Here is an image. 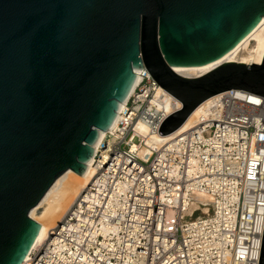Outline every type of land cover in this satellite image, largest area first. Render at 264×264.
<instances>
[{
	"label": "water",
	"instance_id": "water-1",
	"mask_svg": "<svg viewBox=\"0 0 264 264\" xmlns=\"http://www.w3.org/2000/svg\"><path fill=\"white\" fill-rule=\"evenodd\" d=\"M264 0H0V264H23L44 221L54 225L145 67L182 109L183 125L230 89L264 96L261 64L227 61L197 77L263 20ZM259 264H264V232Z\"/></svg>",
	"mask_w": 264,
	"mask_h": 264
},
{
	"label": "built area",
	"instance_id": "built-area-1",
	"mask_svg": "<svg viewBox=\"0 0 264 264\" xmlns=\"http://www.w3.org/2000/svg\"><path fill=\"white\" fill-rule=\"evenodd\" d=\"M143 68L88 186L23 264H259L264 96L223 91L149 142L183 104Z\"/></svg>",
	"mask_w": 264,
	"mask_h": 264
},
{
	"label": "bare ground",
	"instance_id": "bare-ground-1",
	"mask_svg": "<svg viewBox=\"0 0 264 264\" xmlns=\"http://www.w3.org/2000/svg\"><path fill=\"white\" fill-rule=\"evenodd\" d=\"M249 44L250 46H248ZM263 58H264V18L242 42H240L235 48H233L223 57L203 65L177 66L174 68V70L183 76L197 77L211 71L212 69L216 68L217 66L227 61L245 62L247 64H253V63L261 64ZM138 82H139V78L136 79V82L134 84L133 89L131 90V93L133 92ZM158 94L161 93L159 92ZM128 98L121 103L123 105L122 108L125 106V103L128 100ZM199 110L200 107H197L194 110V112L188 117V119L183 123V125L174 132L167 135L157 134L155 136L150 137L149 142H161L163 141V139H166L169 136L183 130L189 125L190 120L199 112ZM118 118H119V114L114 120L112 127L115 126V124L118 121ZM143 130L146 131V128L143 127ZM92 162H93V158H91L90 165L88 166L84 174H74L76 172L72 170H68L56 180V182L59 185H61L63 188L69 189L71 191L69 199L65 204V206L62 208V210L58 213V215L49 214V216L58 218V221L54 225L47 226V224L45 223L44 219L47 216L49 210L47 209L45 211L44 215L41 218V222L43 225L41 226V230L37 236L33 248L41 245L47 239V237L50 236L51 231L59 224L63 216H65V214L69 211L72 205L76 202V200L81 196L82 192L88 186L91 177L94 174V167L92 165Z\"/></svg>",
	"mask_w": 264,
	"mask_h": 264
},
{
	"label": "rangeland",
	"instance_id": "rangeland-1",
	"mask_svg": "<svg viewBox=\"0 0 264 264\" xmlns=\"http://www.w3.org/2000/svg\"><path fill=\"white\" fill-rule=\"evenodd\" d=\"M253 42H254V41H253ZM248 46H250V44H249ZM200 196H202V195H200ZM205 197H206V196H205ZM208 198H209V197H206V199H208ZM206 214H207V213H206ZM195 215H200V216H201V215H203V214L199 212V213H196Z\"/></svg>",
	"mask_w": 264,
	"mask_h": 264
}]
</instances>
